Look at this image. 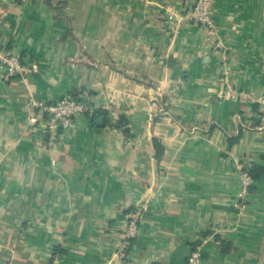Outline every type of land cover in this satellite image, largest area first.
Returning a JSON list of instances; mask_svg holds the SVG:
<instances>
[{"label": "crops", "instance_id": "obj_1", "mask_svg": "<svg viewBox=\"0 0 264 264\" xmlns=\"http://www.w3.org/2000/svg\"><path fill=\"white\" fill-rule=\"evenodd\" d=\"M192 4L0 0L1 43L36 66L0 75V264H186L200 244L264 264V173L234 206L242 167L264 170V0H215L217 36ZM64 96L95 112L53 138L38 104Z\"/></svg>", "mask_w": 264, "mask_h": 264}, {"label": "built area", "instance_id": "obj_2", "mask_svg": "<svg viewBox=\"0 0 264 264\" xmlns=\"http://www.w3.org/2000/svg\"><path fill=\"white\" fill-rule=\"evenodd\" d=\"M214 2L215 0H193L191 8L182 13V18L198 26L210 36H217V27L212 18ZM176 15L173 11L167 10L165 21L171 24ZM0 40H3L1 36ZM34 72H36L35 64L23 62L19 54L7 51L0 41V75L3 82H8L11 79L24 80ZM28 103L32 106L37 105L32 99H29ZM261 103L264 104V100ZM38 105L44 114L45 133L53 138L72 130L75 121L80 117L84 115L92 116L95 112L90 101L83 97L64 96L54 102ZM249 171L250 169L242 167L239 173L238 199L234 206L240 211L247 209L249 189L254 184ZM138 218V213L135 212L128 216L123 232L125 242L122 244L121 249H128L131 241L137 238L139 234ZM201 246L200 244L191 249L186 264H202ZM58 263V257L54 256L51 264Z\"/></svg>", "mask_w": 264, "mask_h": 264}, {"label": "trees", "instance_id": "obj_3", "mask_svg": "<svg viewBox=\"0 0 264 264\" xmlns=\"http://www.w3.org/2000/svg\"><path fill=\"white\" fill-rule=\"evenodd\" d=\"M95 114H97V113H95ZM233 141H234V139H231L230 140L231 143ZM153 142H154V147L157 150V159L159 160L161 158V156H162V151L163 150L160 147V144H159V142L157 140H154ZM249 172H250L251 177L253 178V181H255V180L259 179V177H260V175L262 173H264V170H261V169H258V168L257 169L256 168H253V169H250ZM249 192L250 193L252 192V187L249 189ZM59 252L60 251L56 250V252H55V253H57L56 255H60L61 252L60 253Z\"/></svg>", "mask_w": 264, "mask_h": 264}, {"label": "water", "instance_id": "obj_4", "mask_svg": "<svg viewBox=\"0 0 264 264\" xmlns=\"http://www.w3.org/2000/svg\"><path fill=\"white\" fill-rule=\"evenodd\" d=\"M102 121H103V117H98L97 120H96V123L100 124Z\"/></svg>", "mask_w": 264, "mask_h": 264}]
</instances>
